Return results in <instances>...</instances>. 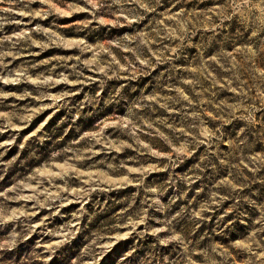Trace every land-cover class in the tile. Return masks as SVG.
I'll list each match as a JSON object with an SVG mask.
<instances>
[{"label": "rangeland", "instance_id": "rangeland-1", "mask_svg": "<svg viewBox=\"0 0 264 264\" xmlns=\"http://www.w3.org/2000/svg\"><path fill=\"white\" fill-rule=\"evenodd\" d=\"M0 264H264V0H0Z\"/></svg>", "mask_w": 264, "mask_h": 264}]
</instances>
